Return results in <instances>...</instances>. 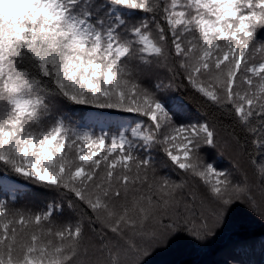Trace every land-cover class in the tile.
Segmentation results:
<instances>
[{"label":"snow or ice","instance_id":"1","mask_svg":"<svg viewBox=\"0 0 264 264\" xmlns=\"http://www.w3.org/2000/svg\"><path fill=\"white\" fill-rule=\"evenodd\" d=\"M238 205L264 221V0H0V264H148Z\"/></svg>","mask_w":264,"mask_h":264},{"label":"trees","instance_id":"2","mask_svg":"<svg viewBox=\"0 0 264 264\" xmlns=\"http://www.w3.org/2000/svg\"><path fill=\"white\" fill-rule=\"evenodd\" d=\"M177 96L186 108L180 118L190 119L196 117L200 108L198 98L191 91H185L184 89L178 90ZM206 152L211 161H217L215 163L218 167L226 168L230 166L227 153L224 157H220L214 150H206ZM218 159L223 162L225 160L226 166L223 167L219 164ZM10 179L15 180V178ZM16 182L20 185V195L23 198V202L20 204H32L38 207L54 198L53 193L25 185L23 181ZM46 193H48L49 198L45 197ZM237 207L244 208L239 215L240 217L234 219L235 214H230L226 226L210 241L199 243L189 238L187 239L189 243L186 246L191 245L186 254L178 257H164L165 254L162 257L158 255L151 256L148 264H264V221H261L247 207L243 205ZM65 214L67 215V210H65ZM180 237H183V235ZM172 250L168 249L166 252H173Z\"/></svg>","mask_w":264,"mask_h":264},{"label":"rangeland","instance_id":"3","mask_svg":"<svg viewBox=\"0 0 264 264\" xmlns=\"http://www.w3.org/2000/svg\"><path fill=\"white\" fill-rule=\"evenodd\" d=\"M169 96L171 97L172 101L173 102H180V99L179 97L177 96V91L176 92H173V93H170ZM181 103V102H180ZM183 105V103H182ZM184 106V105H183ZM215 161V159H214ZM219 161V164H221L223 167L226 166V162L224 160V162L221 160V159H218ZM217 162V161H215ZM48 193H46L45 197H48L47 196ZM24 195V194H23ZM49 198V197H48ZM23 202V198L22 196L20 195V200H19V204ZM244 208L241 207V208H238L237 206L234 207V209L231 211L230 214H235L234 216V219L237 218V217H240L239 215L243 212ZM187 239H189L188 237H177L175 239H173V242L170 244V246L168 247V249H173L172 251L173 252H166L168 249H167V246L163 249H160V250H157L153 255L152 257H154L155 255H158L160 257H162L164 254L165 256L164 257H178L179 255H184L186 254V251L187 249L190 248V245L186 246V244H188L189 242L187 241ZM186 246V247H185ZM167 249V250H166ZM176 249V251H175ZM166 250V251H165ZM165 251V252H164ZM164 252V253H163ZM162 253V254H161ZM156 263V261H154Z\"/></svg>","mask_w":264,"mask_h":264}]
</instances>
